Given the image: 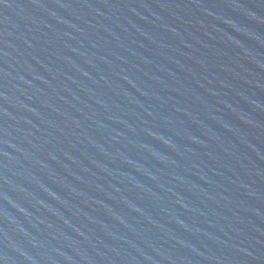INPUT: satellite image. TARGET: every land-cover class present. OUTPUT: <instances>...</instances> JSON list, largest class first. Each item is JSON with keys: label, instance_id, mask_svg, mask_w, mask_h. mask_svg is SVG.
I'll use <instances>...</instances> for the list:
<instances>
[{"label": "water", "instance_id": "water-1", "mask_svg": "<svg viewBox=\"0 0 264 264\" xmlns=\"http://www.w3.org/2000/svg\"><path fill=\"white\" fill-rule=\"evenodd\" d=\"M0 264H264V0H0Z\"/></svg>", "mask_w": 264, "mask_h": 264}]
</instances>
